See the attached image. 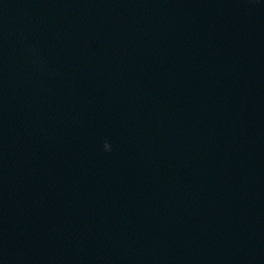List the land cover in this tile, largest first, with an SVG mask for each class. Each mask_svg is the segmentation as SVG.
Instances as JSON below:
<instances>
[{"label":"water","instance_id":"obj_1","mask_svg":"<svg viewBox=\"0 0 264 264\" xmlns=\"http://www.w3.org/2000/svg\"><path fill=\"white\" fill-rule=\"evenodd\" d=\"M0 264H264V0H0Z\"/></svg>","mask_w":264,"mask_h":264},{"label":"clouds","instance_id":"obj_2","mask_svg":"<svg viewBox=\"0 0 264 264\" xmlns=\"http://www.w3.org/2000/svg\"><path fill=\"white\" fill-rule=\"evenodd\" d=\"M103 147H104V150H105V151H109V150H110V145H109L108 143H105V144L103 145Z\"/></svg>","mask_w":264,"mask_h":264}]
</instances>
